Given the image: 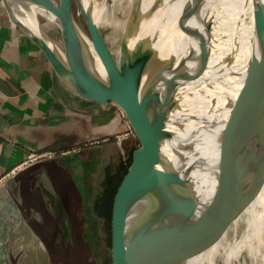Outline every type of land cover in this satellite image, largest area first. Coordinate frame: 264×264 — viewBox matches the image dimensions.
Returning <instances> with one entry per match:
<instances>
[{
    "label": "water",
    "instance_id": "95a60500",
    "mask_svg": "<svg viewBox=\"0 0 264 264\" xmlns=\"http://www.w3.org/2000/svg\"><path fill=\"white\" fill-rule=\"evenodd\" d=\"M40 1L54 17L58 41L44 30L26 0L2 3L11 21L43 52L64 88L98 106H117L139 143L115 202L111 264H187L201 230L192 214L199 205L200 191L222 171L229 176L241 168L240 147H234L232 142L223 147L219 143V152L211 156L204 152L189 178L183 180L179 174L181 160L195 134L190 121L197 120L187 104L191 109H202V100L214 97L225 70L237 56L239 36L235 33L225 61L216 67L208 66L209 57L223 51L212 41L220 0H207L203 7L202 0L187 5L186 18L177 27L187 34L188 44L178 59L159 57L147 38L137 39L143 17L138 0L131 7L118 59L83 0H57L56 4L52 0ZM251 2L249 18L254 38L260 42L264 34V0ZM158 4L153 3L147 18ZM74 7L102 65L103 76L97 75L80 44ZM16 8L31 16L34 31L18 18ZM206 160L211 162L205 168ZM6 186L0 189V264H48L49 245L30 234L31 227L16 193L7 192ZM7 199L11 202L5 203ZM205 220L202 217L199 221L203 224ZM20 251L21 255L16 256ZM10 252L15 258H10Z\"/></svg>",
    "mask_w": 264,
    "mask_h": 264
},
{
    "label": "bare ground",
    "instance_id": "6f19581e",
    "mask_svg": "<svg viewBox=\"0 0 264 264\" xmlns=\"http://www.w3.org/2000/svg\"><path fill=\"white\" fill-rule=\"evenodd\" d=\"M26 1L39 19L52 23L56 29L54 17L43 8L40 0ZM134 1L113 0L112 7H115L117 14L115 15L111 10H100L97 0H83L85 7L89 6L94 23L102 30L117 59ZM138 1L139 13L143 17L137 39L147 38L148 44L157 51L159 57L166 59L175 56L178 59L186 51L188 37L177 26L186 18L187 5L195 0ZM157 1L158 6L151 17L147 18L149 9ZM206 2L207 0H202L201 6ZM251 3V0L219 1L212 41L223 51L212 54L208 59V66L216 67L222 60L225 61L235 33L239 36L237 56L225 70L222 84L214 97L206 96L202 100V109H191V104H187L192 116L197 117V120L195 118V121H190L195 132L212 129L210 145L215 143V140H221L224 146L235 140V145L240 147L241 157L239 170L229 176L227 171H222L211 185L200 191L199 205L194 207L192 214L194 219H197L201 231L193 244L187 264H209L207 259L213 253L219 260L212 264H219L222 258L226 264H264V120L261 121V102L264 94V34L260 42L254 38L251 25L253 23L249 18ZM16 11L18 18L34 31L35 23L31 16L20 9L16 8ZM77 32L90 65L98 76H103L102 65L79 25ZM200 112L201 114H198ZM191 141L179 167L180 178L183 180L192 175L201 157L198 154L193 156L196 151L192 150ZM203 165L206 168L210 164ZM9 202V199L5 200V203ZM202 217H206L203 224L200 223ZM196 248L201 249L200 255L196 254ZM240 256L248 258V262L245 259L239 260ZM233 260L237 263H232Z\"/></svg>",
    "mask_w": 264,
    "mask_h": 264
},
{
    "label": "crops",
    "instance_id": "0c3cea01",
    "mask_svg": "<svg viewBox=\"0 0 264 264\" xmlns=\"http://www.w3.org/2000/svg\"><path fill=\"white\" fill-rule=\"evenodd\" d=\"M122 122L117 106H98L65 89L0 0V186L16 193L34 238L87 239L85 203L98 192L94 185L115 179L116 200L126 175L115 140ZM122 138L129 159L133 146ZM45 153L51 156L32 161Z\"/></svg>",
    "mask_w": 264,
    "mask_h": 264
},
{
    "label": "rangeland",
    "instance_id": "374dc122",
    "mask_svg": "<svg viewBox=\"0 0 264 264\" xmlns=\"http://www.w3.org/2000/svg\"><path fill=\"white\" fill-rule=\"evenodd\" d=\"M54 4L57 3V0H52ZM113 0H97V4L100 7V10H111L110 12H114L115 15V7H112ZM74 18L76 20V23L81 27L83 31H85L80 16L78 15V9L74 7ZM40 22L44 30L56 41H58V34L56 29H54L52 23H49L45 21V19L40 18ZM123 114V113H122ZM126 127V129L124 128ZM122 132L118 135H116V141L118 142V148L121 151V159H122V167L119 168L120 174L124 173V171H127L129 169L131 160H132V154L130 158L128 159L127 155L124 154L122 148V143L120 145V138L122 140L124 138H129L127 142V147L133 146V151L138 147L139 143L132 132L129 124H127V120L123 115V122H122ZM212 130V129H211ZM211 130L206 129L203 131L195 132L194 136L191 138V145L192 150H195L196 152L193 153V156L195 155H202L204 152L209 156L216 155L219 152V143H222L221 140H215V143L210 145V137H211ZM126 135V136H125ZM119 138V139H118ZM130 140V141H129ZM233 143V146L235 147V140L231 141ZM223 147V144H222ZM224 150V148H222ZM52 153V152H51ZM133 153V152H132ZM51 155L49 153L40 154L36 156L32 161L34 160H43L47 159ZM208 156V157H209ZM211 159V158H210ZM209 159V160H210ZM206 160L207 164H210L211 161ZM215 160V158H214ZM30 160L26 159L22 164L28 163ZM197 161V160H196ZM130 162V163H129ZM196 163V162H195ZM205 163V164H206ZM21 165V164H19ZM109 166V165H108ZM107 167V166H106ZM105 167V168H106ZM116 165L112 166V168H115ZM102 168V167H101ZM55 171V170H54ZM225 172V171H223ZM127 173V172H126ZM124 175V174H123ZM1 178H0V184H1ZM103 181L97 185H94V190H98L96 195L93 198H90L85 203V217L87 224L83 227V233L84 237L87 238L83 242L79 240L75 241H51L49 240L48 236L47 238H44L46 244L49 245V254H50V260L48 264H111V226L113 221V213H114V207H115V198L116 195L113 193L115 190L114 183L116 182L113 178H105L102 179ZM120 184V182L118 183ZM2 187L0 186V189ZM118 196V195H117ZM201 231V230H200ZM200 231L197 233V237L200 234ZM45 237V236H43ZM82 244V247H81ZM196 254H201V249L196 248ZM21 251L16 256H20ZM10 258H15V256L10 252L9 253ZM245 259L246 262H248V258H244L240 256L239 260ZM219 260V258H216L214 253L210 254L209 258L207 259V262L209 264H212L214 261ZM232 263H237L236 260ZM241 263V261L239 262ZM219 264H226L224 258L221 259V262ZM242 264V263H241Z\"/></svg>",
    "mask_w": 264,
    "mask_h": 264
},
{
    "label": "trees",
    "instance_id": "16d2710c",
    "mask_svg": "<svg viewBox=\"0 0 264 264\" xmlns=\"http://www.w3.org/2000/svg\"><path fill=\"white\" fill-rule=\"evenodd\" d=\"M129 163H130V162H129ZM126 172H127V168H126V171H125V173H126ZM125 173H124V174H125Z\"/></svg>",
    "mask_w": 264,
    "mask_h": 264
},
{
    "label": "flooded vegetation",
    "instance_id": "af4514ba",
    "mask_svg": "<svg viewBox=\"0 0 264 264\" xmlns=\"http://www.w3.org/2000/svg\"><path fill=\"white\" fill-rule=\"evenodd\" d=\"M81 247H82V244H81Z\"/></svg>",
    "mask_w": 264,
    "mask_h": 264
}]
</instances>
